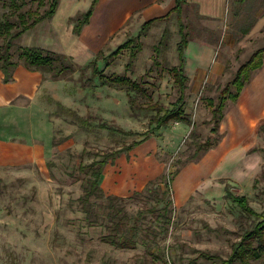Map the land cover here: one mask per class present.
<instances>
[{"label":"rangeland","instance_id":"obj_1","mask_svg":"<svg viewBox=\"0 0 264 264\" xmlns=\"http://www.w3.org/2000/svg\"><path fill=\"white\" fill-rule=\"evenodd\" d=\"M49 1L39 6L35 0H16L23 4L18 12L39 14ZM90 2L58 0L53 19L24 32L10 49L13 61H18V48L39 47L64 54L74 71L68 77L53 78L35 69L42 77L39 103L52 124L53 152L41 166L0 167V264H227L232 250L260 218L244 213L225 197V190L244 196L264 217V153L260 151L264 149V126L253 146L257 152L242 153L247 171L239 180L220 179L221 188L200 187L177 201L173 182L163 194L166 188L159 178L179 172L203 143L217 137L210 135L209 100L216 105L219 92L238 68L264 47V0H227L226 17L221 21L200 17L194 6H182L180 21L188 42L212 46L221 72L212 82L197 87L187 81L186 120L177 140L172 133L181 125L170 121L154 130L157 110L149 109H169L178 96L169 73L177 65L176 14L144 31L139 22L131 20L92 53L77 44L71 31ZM8 3L0 0V21ZM68 15L72 17L66 19ZM4 42L0 36V46ZM94 69L108 79L123 75L139 82L149 97L124 86L101 85ZM66 109L88 125H81ZM143 138H154L159 144L155 158L161 177L124 196L102 191L103 196L91 199L92 214L98 218L90 224L78 200L87 178L79 167ZM236 169L229 161L220 172L233 174ZM106 196L117 197L113 204L128 216V226L137 220L138 241L133 249H118L101 241L104 226L110 224L105 217L109 211ZM249 242L256 246L255 241ZM231 264H264V255L246 262L235 259Z\"/></svg>","mask_w":264,"mask_h":264},{"label":"crops","instance_id":"obj_2","mask_svg":"<svg viewBox=\"0 0 264 264\" xmlns=\"http://www.w3.org/2000/svg\"><path fill=\"white\" fill-rule=\"evenodd\" d=\"M186 1L187 5L197 8L198 15L217 21L226 17L227 0ZM174 4L175 0H97L79 34L73 33L74 25L71 31L80 47L96 53L131 20L142 25L145 21L165 16ZM68 17L72 16L68 15L66 19ZM183 56L189 85L197 87L210 83L220 75L212 46L189 41ZM261 58L262 65L251 71L249 81L243 85L237 98L225 100L217 126L216 144L182 165L174 176L172 182L177 201L185 200L200 187L221 188L218 180H239L247 171V161L242 153L257 152L253 146L259 128L264 126V52ZM42 85L41 74L21 64L13 69L7 82L0 71V167L41 166L51 156L52 124L39 103ZM174 122L181 125L172 133L177 140L184 131V121ZM157 145L154 138H143L129 151L121 152L113 162H107L100 178L101 190L107 195L124 196L160 177L159 163L155 158ZM229 161L237 168L235 173H221Z\"/></svg>","mask_w":264,"mask_h":264},{"label":"trees","instance_id":"obj_3","mask_svg":"<svg viewBox=\"0 0 264 264\" xmlns=\"http://www.w3.org/2000/svg\"><path fill=\"white\" fill-rule=\"evenodd\" d=\"M9 3L5 5L8 8V11L2 13V20L0 21V36L4 39V44L0 46V71L3 74V80L5 82L9 81L12 76V71L18 65H23L26 68L38 69L44 72H48L52 75L53 78H65L68 77L73 71L74 66L70 58L64 54H57L39 47H26L18 48L17 58L18 61H13L10 54V49L13 45L14 40L21 36L27 30L33 28L38 23L43 20L50 19L58 6V0H50L48 3L47 9L39 14L37 11H25L18 12L22 7V3L18 4L16 0H7ZM39 6L44 5V0H35ZM97 0H92L89 8L81 14L80 18L76 21L73 26V33L79 34L81 28L88 22L89 17L93 11V8ZM186 0H175L174 6L169 10V12L163 16L154 18L148 21H145L141 25V31L149 28L153 23L167 20L172 13H175L177 16L178 22V35L179 41L176 44L177 52V65L169 69L175 85L178 88V96L176 100L172 103L169 109L164 108H153L150 106V110L156 111V117L154 120V130H158L162 127H165L170 121H185V113L183 110L185 103V90L187 77L184 72V56L183 52L187 45L188 39L187 34L183 31V25L180 21V14L183 5H187ZM12 9V10H11ZM11 10V11H10ZM200 17H203L199 15ZM126 45L123 44L119 49ZM2 50V51H1ZM116 50L113 54L117 53ZM264 52V47L256 50L250 56V58L242 64L236 71L233 79L227 83L224 88L219 92L217 98V104L213 106L212 100H209V107L211 108V118L209 122L213 123V127L210 130V135L217 134V126L219 120L222 117V109L226 99L235 100L245 83L249 81V72L255 69H258L262 65L261 55ZM133 53H131V57ZM126 67H130V61L127 63ZM96 75L100 80L101 85H117L124 86L128 90L141 93L149 97L147 90L142 88L141 84L137 81H132L126 76H114L112 78H105L102 74L97 73L94 69ZM234 88V93L231 91V88ZM59 107L63 108L60 104ZM132 105V102H131ZM71 113L75 119L81 125H88L87 122L75 112L66 109ZM161 113V114H160ZM108 130L117 131L120 133H125L122 130H115L110 127L101 126ZM141 140L134 141L129 145L114 150L109 154H102L100 159L94 160L88 165L80 166L79 170L84 172L87 176L84 185L82 186V195L79 196L78 200L82 206L83 212L86 214V219L90 224H93L97 221L98 216L92 214L91 203L92 198H100L103 196V192L99 186V181L102 175L103 167L107 162H113V160L121 153L129 151L132 147L140 143ZM218 141V134L214 141L203 143L201 148H199L194 156L188 160L192 161L196 159L199 153L206 151L209 147L216 144ZM264 152V150H263ZM177 170L172 174H168L165 177L159 178V183H164L165 185V194L169 188L174 176L176 175ZM153 182H149L148 185ZM145 190H148L145 188ZM225 197L234 202L244 213L260 218V220L248 231L243 237V241L238 243L237 246L232 250L230 259L227 261V264H231L235 259H238L241 262H246L247 259L257 260L264 255V217L261 214L256 213L247 203V200L244 196H235L231 194L228 190L225 191ZM117 197L106 196L108 200V206L106 209H109L105 217L107 218L109 225H105V232L101 236V241L107 243L118 249H133L138 241L136 238V229H137V220L131 226H128L126 221L129 219L128 216L123 213L121 208H118L113 204V201ZM249 241H255L256 246H251Z\"/></svg>","mask_w":264,"mask_h":264}]
</instances>
